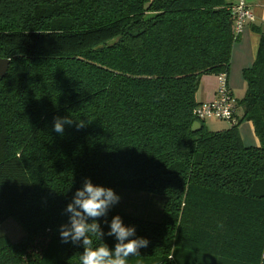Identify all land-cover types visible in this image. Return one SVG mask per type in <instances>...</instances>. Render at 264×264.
Masks as SVG:
<instances>
[{"label": "trees", "instance_id": "1", "mask_svg": "<svg viewBox=\"0 0 264 264\" xmlns=\"http://www.w3.org/2000/svg\"><path fill=\"white\" fill-rule=\"evenodd\" d=\"M229 0H0V264H80L62 243L85 178L163 198L159 220L109 210L149 241L128 264H264V33L227 128L192 131L201 77L228 73ZM55 118H68L63 133ZM250 121L259 146L238 126ZM82 124V126H80ZM105 219L109 223H105ZM91 222V221H89Z\"/></svg>", "mask_w": 264, "mask_h": 264}, {"label": "clouds", "instance_id": "2", "mask_svg": "<svg viewBox=\"0 0 264 264\" xmlns=\"http://www.w3.org/2000/svg\"><path fill=\"white\" fill-rule=\"evenodd\" d=\"M71 123L68 118H55L54 130L62 134L64 124ZM120 199L112 188L93 184L90 178H85L82 187L75 191L64 210L68 221L60 225L59 234L62 243H82L80 264H128L130 256L139 255L140 249L148 246L149 241L137 237L135 227L125 226L119 215L111 219L107 232L108 236L115 237L117 241L114 248L105 243L93 246V236L102 241L105 235L98 222L99 218H106L109 210ZM105 223L109 222L105 219Z\"/></svg>", "mask_w": 264, "mask_h": 264}, {"label": "crops", "instance_id": "3", "mask_svg": "<svg viewBox=\"0 0 264 264\" xmlns=\"http://www.w3.org/2000/svg\"><path fill=\"white\" fill-rule=\"evenodd\" d=\"M229 2L235 3L236 0H229ZM246 4L251 10L253 18L245 22L243 30L233 45L229 71L227 73L228 85L236 102L243 97L246 89V83L242 78V71L250 67L257 56L261 35L255 28H259L264 33V0H246ZM216 87V75L202 76L196 92V100L200 103L212 100ZM235 92L238 93V98L235 97ZM236 115L237 117L241 116V109L237 105ZM227 127H229V124L220 127V129ZM238 130L246 146H259V140L254 133V128L250 121H243L238 126Z\"/></svg>", "mask_w": 264, "mask_h": 264}, {"label": "rangeland", "instance_id": "4", "mask_svg": "<svg viewBox=\"0 0 264 264\" xmlns=\"http://www.w3.org/2000/svg\"><path fill=\"white\" fill-rule=\"evenodd\" d=\"M235 97H239L237 92H235ZM205 123L211 129L227 126L228 124L225 121L217 120H206ZM116 194L121 199L118 204L113 206V211L145 220H159L163 203L162 197L126 190H117ZM23 236L24 230L15 220L9 218L0 223V237L15 242Z\"/></svg>", "mask_w": 264, "mask_h": 264}, {"label": "built area", "instance_id": "5", "mask_svg": "<svg viewBox=\"0 0 264 264\" xmlns=\"http://www.w3.org/2000/svg\"><path fill=\"white\" fill-rule=\"evenodd\" d=\"M234 16V35L238 37L243 30L245 22L253 18V14L246 4V0H236L231 8ZM217 77V87L214 98L210 101L199 103L193 110L197 121L217 120L235 124L236 101L229 88L226 73Z\"/></svg>", "mask_w": 264, "mask_h": 264}, {"label": "water", "instance_id": "6", "mask_svg": "<svg viewBox=\"0 0 264 264\" xmlns=\"http://www.w3.org/2000/svg\"><path fill=\"white\" fill-rule=\"evenodd\" d=\"M8 65H9L8 59L0 58V78H2L5 75ZM200 126H201V123L199 121H195L192 126V131L198 130Z\"/></svg>", "mask_w": 264, "mask_h": 264}]
</instances>
